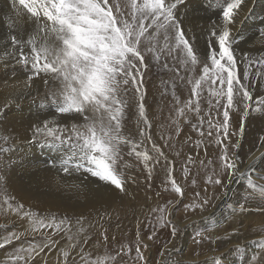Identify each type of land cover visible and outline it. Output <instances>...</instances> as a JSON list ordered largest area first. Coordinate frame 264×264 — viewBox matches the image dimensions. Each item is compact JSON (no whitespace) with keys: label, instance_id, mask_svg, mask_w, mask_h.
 <instances>
[{"label":"snow or ice","instance_id":"1","mask_svg":"<svg viewBox=\"0 0 264 264\" xmlns=\"http://www.w3.org/2000/svg\"><path fill=\"white\" fill-rule=\"evenodd\" d=\"M188 4L189 0H8L16 20L7 25L10 35L5 41L10 43L5 55L22 65L27 73L25 89L18 90L14 102L18 104V97L31 94L26 89L32 87L36 77L47 88L41 102L34 101V119L29 120L27 129L31 136L24 139L41 148L65 151L67 155L52 167L58 174L83 177L79 182L62 183L58 176L55 181L70 192L69 199L77 202L72 214L65 211L59 216L54 213L39 216L24 212L22 203H10L15 197L8 195L6 177L0 176L4 203L11 211L27 217L30 225V232L26 229L24 233L6 236L0 241V250H6L7 245L20 241L22 236L31 234L35 239L38 234L40 237L39 244L29 243L25 247L21 243L8 257L10 264H39L36 256L53 246L62 254L57 264H76V257L85 264H106L109 259L114 262L120 251L115 256L104 251L86 259L85 246L92 249L97 246L88 237L90 229L84 228L85 213L77 214L75 209H96L103 205L108 193L117 190L127 193L129 182L137 183L138 178L127 175L125 169L147 172L145 180L151 184L153 171L163 161L165 181L162 182H170L172 191L183 200L185 192L173 178L175 164L163 150L174 147L173 136L165 138L161 134L159 139L165 143L158 142L146 108V77L152 68L173 73L165 83H171L174 93L182 83L191 86L188 99L176 110L177 120L184 118L193 131L199 132L202 139L197 149L207 138L218 146V170L213 168L211 174L205 172L206 184L222 190L215 199L228 195L229 185L235 178H247L249 192L245 203L239 204V212L245 213L251 205L264 213V176L254 180L248 174L257 152L264 159V137L260 138L261 147L248 157V164L241 165L237 150L241 146L239 137L244 132L243 120L238 130L231 128L234 108L247 117L254 102L255 110L264 112V94L255 99L251 89L256 87L258 91L259 83L253 84L250 78L255 76L264 81V56L254 59L244 50L239 58L236 56L240 45L235 28L247 14L248 0H223L222 3L217 0L216 21L202 29L205 34L202 50H197L195 29L189 35L187 13L181 18V8H187ZM258 35L264 39V28L258 29ZM174 99L177 104L181 103L178 97ZM12 103L5 99L0 105V124L7 120ZM204 104L206 108L202 107ZM133 117L137 120L135 130L129 127ZM173 123L174 133L179 136L181 128L177 121ZM233 137L237 139L233 141ZM15 142L11 134H0V153L10 151ZM148 144L150 149L146 147ZM177 155L185 154L178 152ZM198 157L199 152L194 158L192 150L185 155V178L190 165L198 162L200 167H207L215 163L198 161ZM191 183L194 185L196 180ZM207 191L205 188L204 195L196 192L199 202L185 204V210L203 212L213 199ZM176 203L169 200L163 208L158 205L150 209L151 213H159L156 221L160 227L171 228L173 238L181 231L173 212ZM101 235L99 248L106 249L109 237L106 231ZM196 236L212 244L220 240L219 234L211 239L198 231ZM156 239L155 225L146 239L138 229L126 254L132 253L134 245L135 259L150 264L145 252L150 251L148 241L155 243ZM195 243L200 244L201 239ZM160 255L164 257L165 253ZM250 264H264V254L253 256Z\"/></svg>","mask_w":264,"mask_h":264},{"label":"rangeland","instance_id":"2","mask_svg":"<svg viewBox=\"0 0 264 264\" xmlns=\"http://www.w3.org/2000/svg\"><path fill=\"white\" fill-rule=\"evenodd\" d=\"M219 2L222 3L223 0H219ZM217 12V0H192L191 3L188 4L187 8H181V18H185L184 14L187 13L186 26H190V36L193 34L192 29H195V36L197 38V50H202L205 47V34L202 29L209 28L212 23L216 21ZM15 20V14L11 12L8 6V0H0V84L8 83V81L15 82L16 84H18V90H21L25 89V80L27 77V73L23 70L22 65L16 64L11 57L5 55V51L8 50V43H10V40L7 43L5 41V37H8L10 35V30L8 29L7 25L9 23L14 24ZM260 28H264V5L260 13L255 14L253 18H251L244 24L240 23L237 26L235 31L238 34V42L240 45V47L236 50L237 58L241 56V50L248 52L254 59L260 56H264V51H257L260 49H264V39L260 38L258 35V29ZM9 61H11L10 64ZM240 67L242 69L243 65H240ZM172 77V72L162 70L160 68L150 69L146 77V108L149 118L153 123L152 132L155 133V138L161 145L165 143V140L159 139L161 134H163L160 133L159 130L162 131V128L167 126V118L176 117L177 120L176 110L180 106H182L183 102L188 99L189 89L191 87L186 83H182L180 85V90H177L174 93L171 83H165L166 81H170V78ZM250 78L252 79L253 84L259 83L258 91L256 87H253L251 89L255 99L259 100L261 98L260 94H264V81H259L255 76H252ZM46 90L47 88L43 84V82L38 77H36L34 78L32 87L30 89H26V91L30 92L31 94L18 97V104L22 103L25 107L21 111L22 115L20 116V121L18 120L17 122L20 123L22 121L26 129H28L27 124L29 123V120L34 119L36 106L34 104V101L36 103L41 102ZM174 96L180 99V104L176 103ZM237 99H239V97ZM15 104L18 105L14 102V105ZM202 107L206 108L207 105L204 104L202 105ZM19 108L20 106L15 107L16 110H18ZM239 108H243V103L239 105ZM189 115H194V113H189ZM231 115L233 117L231 125L232 129L238 130V126L241 120H243L244 122L243 136L239 137L241 146L237 151L239 152L238 159L241 165H246V163L248 164V157L251 155V153L255 152L256 149L261 146L260 138L264 137V112L256 111L253 102V108L247 117H243L241 111L236 108L232 110ZM7 120L9 119L7 118ZM7 120L3 121V123L0 124V134H11L13 137H15V141H17L18 135L15 134V131L7 123ZM179 120V127L181 128L179 136H176L174 131L163 134L165 138H167L168 135L173 136L172 142L174 144V147L172 149L164 148L163 150L168 154L170 161L174 162L175 164L173 170V178L176 179L177 184L185 192L183 200H180L179 195L172 191L170 182H162L165 181V172L162 166L163 161L161 162V164L157 165L155 170L153 171V180L151 184H149V182L145 180L147 172H141L139 169H125L124 171L126 172V174L136 176L138 178V182H129L127 193H121L118 190L116 191L117 199L113 203V205L115 206L107 208L113 211L114 215H111L110 213H107L103 210V216H101V219L98 222L101 225V228H104L109 223H114L116 226L126 224L127 226L132 228L133 236L136 237L137 230L136 228L134 229V226L132 224L138 223L140 226V235L146 239L147 236L153 231V225H155L157 237L163 239L162 236H164V244H168L173 239V237L171 236V228L160 227V225L156 221V216H158L159 213H151L150 209L155 208L158 205L163 208L169 200L177 201L176 208L173 209L176 223L185 222L188 219L195 220L197 216L206 213L210 209L214 208V211H212L214 213H218L217 220L220 223L228 224L230 222H235L239 224L240 222L248 223L252 221L264 220V213H261L256 207H253L251 205L247 206V211L245 213L241 214L239 212V204L245 203V197L249 192L247 178H238L236 182L234 181V179L231 185H229L230 191L228 192V197L225 196L226 199L224 197L223 199H221L220 204L217 205L215 197L219 196L222 190L219 187L213 188L212 185L206 184L207 176L205 175V172L211 174L213 168H216V170H218V168L216 167L219 163L218 146L215 143L210 142L211 138H207L204 139L203 144H200V147L197 149L196 145L202 139L199 132L193 131L185 123L184 118H179ZM193 123H196V121H193ZM136 124V117H133L129 127H132L133 130H135ZM205 129H207V125H205ZM232 139L233 141H235L237 137H233ZM14 144H12L10 151L6 153H0V176L6 177L8 195L11 197H15V200L10 201V203H22L24 205V212L30 211L39 216L50 215L53 213L59 216L65 211H67L69 214H72L73 206L76 204V201L75 199H69L70 195H66L63 193L62 196L59 195V197L56 196L55 198L51 199L46 198V196L44 195H41V197H37L38 194H41L42 192L36 191L34 186L30 184L32 191H34V195H31L30 191L25 190L19 184L18 180H16L17 178L15 179L14 175L12 174V170L10 169V158L15 152ZM35 146L36 148H39V150H42L43 153H49L50 156L43 158V160L38 161V163L32 162L31 168L34 169V172L31 171V173H37L38 176L44 177L50 176L52 178H55V180L59 176V179L62 183L79 182V180L83 179V177L74 178L65 176L63 173L58 174L57 169L52 167L54 162L56 164H59V158L63 156V153H66L65 151L61 150L58 152L56 150L41 148L36 144ZM205 146H207V154H205ZM146 147L150 149L151 145L148 144L146 145ZM190 150L193 151L194 158L196 156V152H199L198 161L207 162L208 160H212L215 163L207 164V167H200L198 162L197 164L190 165V172L187 178H185V173L183 170L186 163L185 155ZM178 152L185 155H177ZM255 160L253 161L254 170ZM260 160L261 161L256 164V170L259 171L260 175L264 176V159L260 158ZM197 169H199L198 172ZM38 176L36 175V177ZM193 179L196 180V183L194 185L191 183ZM225 183H227V180H225ZM205 188L208 189L207 195L209 197H213L211 203L206 206L203 212H201L200 209H196L195 211L188 209L186 211L184 205L193 202H199L198 198L195 196V193L200 192L201 195H204ZM43 194L49 195L48 192H44ZM52 200L58 204V207L61 208L47 204V202H50ZM217 208L219 210H217ZM75 211L78 214L82 210L75 209ZM83 212L85 213L87 220L89 221V211L83 210ZM87 220L85 221L86 223H88ZM210 220H216V218L214 216H211ZM149 221H151V224L149 223ZM142 222L146 223V226L143 225L145 227L142 226ZM0 223V241H2L6 236H9L13 232H16L18 234L24 233V228L30 227L27 217H25L23 214L18 215L17 213L11 211L8 208V205L4 203L3 192H0ZM44 231L51 232L52 230L45 229ZM197 232L198 231L196 229L189 230L187 234H184L183 231H180L174 241L172 248L176 250L180 247L181 243H186L185 245L187 247L190 245L191 251L195 250L197 246H195L193 243H195V240L197 239ZM98 236V238H100L102 242L103 235L99 233ZM182 236H185V239L182 238ZM39 242L40 237L38 234L35 235V239H33V235L29 234L26 236H22V239L20 241L14 240L12 244L6 246V250H0V264H10L8 257L13 255L15 249L18 248L21 243L25 247H27L29 243L39 244ZM150 243L151 246H155V243H153L152 241H150ZM109 244H111V241H108L107 245ZM127 245L128 247L130 246L129 244ZM65 246L67 247V245ZM128 247L124 246L123 249L121 247H118L116 251H120L121 254L119 256H116L117 259H115V261L111 264H141L140 261L136 262L137 260L135 259L134 251H132L130 255L126 254V250ZM132 248H134V246H132ZM201 248H204L203 245L199 249ZM199 249H196L195 251ZM116 251L113 252L115 255ZM238 256V254L235 255L236 258H238ZM57 258L61 260L62 254L55 250V246H53L51 249H45L40 253L39 256H36V260L39 262V264H57L58 261L55 260ZM240 258L241 256H239V258L237 259L239 262ZM158 260L159 257H152L150 258V264H158ZM76 264L84 263L79 257H76ZM163 264L168 263L164 262Z\"/></svg>","mask_w":264,"mask_h":264},{"label":"bare ground","instance_id":"3","mask_svg":"<svg viewBox=\"0 0 264 264\" xmlns=\"http://www.w3.org/2000/svg\"><path fill=\"white\" fill-rule=\"evenodd\" d=\"M191 1L192 0H189V4L191 3ZM263 5L264 0H248L247 14L243 17L240 23L244 24L245 22L253 18L255 14L260 13ZM9 82L10 81L5 84H0V104L2 105L5 99L13 101L12 107L8 111L9 120H7V123L15 131V134L18 135L17 141L14 144L15 152L10 158V169L12 170V174L14 175L15 179L17 178L16 180H18L19 184L25 190L30 191L31 195H34V191H32L30 184L34 186L36 191L42 192L41 194H38L37 197H41V195H44L46 196V198L51 199L55 198L56 196L59 197V195L62 196L63 193L66 195H71L68 190L62 189L58 185H56L55 178H52L50 176H38L37 173H31V171L34 170L31 168L32 162L38 163V161H41L43 160V158L49 157L50 155L46 152L43 153L42 150L36 148L35 144H32L29 142V140L24 139V137L26 136L30 137L31 133L24 127L22 121L20 123H18L17 121H20V116L22 115L21 111L25 106L22 103L14 105V97L19 87L15 82ZM16 106H20V108L16 110ZM174 120L177 121L176 117L167 118V126L163 127L162 131L159 130V132L164 134L174 131L176 126L173 123ZM177 123L180 125L179 119ZM260 147L261 146H259L257 149H259ZM65 155H67V153H63V156ZM259 161H261L260 153L257 152V158L254 164L255 170L252 167L248 173L254 180L262 176L260 175L259 171L256 170V164ZM36 175L38 177H36ZM237 179L238 178H235L234 181L236 182ZM44 192H48L49 195L43 194ZM223 198L224 197H221V199ZM116 199L117 196L115 191L107 194L104 198L103 205H98L96 209H93L92 207L76 208L82 211H89L88 218L90 219L89 221L91 222V225L85 222L84 228L86 230L90 229L88 231V237L91 241H94L95 245L97 246L95 249L87 248L85 246L86 259H92L96 254H102L104 251L111 252L112 255H115L113 252H115L118 247L120 248L122 244L128 247L127 244H129L131 240L134 241L135 237L133 236L132 228L127 226L126 224L116 226L114 223H109L104 228H101V225L98 223L101 219V216H103V210L107 213H110L111 215H114L113 211L107 208L114 207L115 205H113V203L116 201ZM221 199L215 200L217 205L220 204ZM81 203L83 202L81 201ZM47 204H50L52 206L58 205L53 200L47 202ZM218 208L217 210H219ZM214 209H210L208 212L197 216L195 220L188 219L185 222L177 223L181 227V231H183L184 234H187L189 230L195 229L203 233L204 236H210L211 239H215L216 234H219L220 240H218L215 244H212L210 240H204L203 237H197V239H201V243H193L195 246H197L196 249H199L200 247H202V245L204 248H201L197 251H195L196 249L191 251L190 245L187 247L185 245L186 243H181L180 247L175 250L174 248H172V246L176 238H173L168 244H164V236H162L163 239L158 238L155 240V246H151L150 241H148V244L150 245V251L145 252V256L149 258L159 257L158 264H161L162 261L163 263L167 262L168 264H176L177 261L182 262V264H193V262H195V264H250L251 258L253 256L259 257L264 254V220L252 221L248 223L240 222L239 224L230 222L228 223V225L227 223L218 222V213H214ZM211 216H214L216 220H210ZM145 224L146 223L142 222V226ZM132 225L134 226V229L136 228V230H140V226L138 223H134ZM26 229H28L30 232V227L24 228V230ZM105 231L109 237V241H111V244L107 245L106 249H101L98 248L101 244V240L100 238H98V235L99 233L102 234ZM225 236L234 237V239L226 240L224 239ZM182 238L185 239V236H182ZM133 251L135 252L134 248ZM160 252H164L165 256L161 257ZM89 253H92L93 255H89ZM236 254L241 256L240 262L237 260L239 256L238 258L235 257ZM55 260L59 261V258ZM236 261L239 263H237ZM82 262L85 264L84 261ZM112 262L113 261L109 259L106 261V264H111ZM136 262H138V260Z\"/></svg>","mask_w":264,"mask_h":264}]
</instances>
